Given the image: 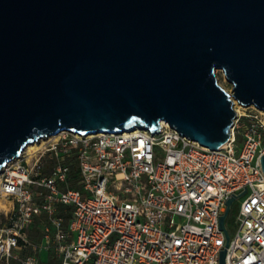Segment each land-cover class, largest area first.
Here are the masks:
<instances>
[{"label": "water", "instance_id": "obj_1", "mask_svg": "<svg viewBox=\"0 0 264 264\" xmlns=\"http://www.w3.org/2000/svg\"><path fill=\"white\" fill-rule=\"evenodd\" d=\"M233 99L264 109V0H0V170L60 130L163 120L214 149Z\"/></svg>", "mask_w": 264, "mask_h": 264}, {"label": "built area", "instance_id": "obj_2", "mask_svg": "<svg viewBox=\"0 0 264 264\" xmlns=\"http://www.w3.org/2000/svg\"><path fill=\"white\" fill-rule=\"evenodd\" d=\"M233 108L229 137L214 149L165 121L156 132L43 136L30 162L23 152L0 173V196L11 204L0 264H44L37 255L49 249L59 264H221L222 250L224 264H264V109ZM232 196L229 212L240 200L225 219L227 238L219 219ZM60 205L73 213L67 227ZM41 215L53 231L46 224L34 242L29 227Z\"/></svg>", "mask_w": 264, "mask_h": 264}, {"label": "rangeland", "instance_id": "obj_3", "mask_svg": "<svg viewBox=\"0 0 264 264\" xmlns=\"http://www.w3.org/2000/svg\"><path fill=\"white\" fill-rule=\"evenodd\" d=\"M216 78L218 83L221 85L222 88H224L227 92H231L232 89V83L226 78L224 72L221 69L216 70ZM240 104V103H239ZM237 107V106H235ZM240 110V109H239ZM235 111V110H234ZM241 111V110H240ZM238 140H240V138H238ZM40 145L39 142H37L35 144V146H33L34 148H30V149H26L24 150V154L25 157L28 159V161L30 162V157L32 156L33 152L37 150V147ZM48 166H49V162H48ZM238 199L237 201H235L231 207V210L229 212V215L227 217V221H231L232 216L235 214L236 210H237V204L239 203ZM11 207L10 201L8 199H6L5 197L0 196V225H2L8 218L9 216V208ZM46 222L45 218H40V219H34L33 223L30 225L29 227V234H32V237L37 239L38 235L40 234L41 231V227L43 225V223ZM229 229L231 231V233L233 232L234 226L232 224H229ZM27 250L22 252H26ZM41 255L43 256L42 251Z\"/></svg>", "mask_w": 264, "mask_h": 264}, {"label": "crops", "instance_id": "obj_4", "mask_svg": "<svg viewBox=\"0 0 264 264\" xmlns=\"http://www.w3.org/2000/svg\"><path fill=\"white\" fill-rule=\"evenodd\" d=\"M69 209L71 210V207L60 205L58 207V210H57L59 215H61L63 217V226L64 227H67L69 222H70L69 219H68V216H67ZM42 217L46 219V222H44L42 227L40 228L41 231H40V234L38 235L37 239L33 238L32 234H29V238L32 241H34V242H41L42 241L43 233H44L43 232V228H44V226L46 224H48L51 227L52 231H53V226L49 223L50 221L45 215H41V216L36 217V218L40 219ZM28 252H30V251L27 250L25 253H28ZM43 252H44V253H42L43 256L41 255V252H39L38 255H37L40 262H42L44 264H59L60 263V259L57 257L56 252L53 249L43 250ZM10 264H19V263L14 261V260H11Z\"/></svg>", "mask_w": 264, "mask_h": 264}, {"label": "trees", "instance_id": "obj_5", "mask_svg": "<svg viewBox=\"0 0 264 264\" xmlns=\"http://www.w3.org/2000/svg\"><path fill=\"white\" fill-rule=\"evenodd\" d=\"M78 180H79V177H78L77 170L74 167H72L70 174H69V186L72 188H77L78 187V184H77ZM67 216H68V219L70 221L73 217L72 210H70V209L68 210Z\"/></svg>", "mask_w": 264, "mask_h": 264}, {"label": "bare ground", "instance_id": "obj_6", "mask_svg": "<svg viewBox=\"0 0 264 264\" xmlns=\"http://www.w3.org/2000/svg\"><path fill=\"white\" fill-rule=\"evenodd\" d=\"M233 105H234V106H239L240 104L238 103V101H236L235 99H233ZM162 121H163V120H162ZM160 122H161V121H160ZM60 131H61V130H60ZM60 131H58L57 133H59ZM57 133H56V134H57ZM47 137H48V136H47ZM44 138H45V137H43V138H38L36 141L40 143V142L42 141V139H44ZM36 141H32V142L27 143V144L24 146V148L22 149V151L20 152L19 155H22V153H23L24 150H26V149L34 148L33 146H35ZM14 159H16V157H14L13 160H14ZM8 164H9V161L5 164V166H3V167L1 168L0 173L2 172V170L4 169V167H6Z\"/></svg>", "mask_w": 264, "mask_h": 264}]
</instances>
